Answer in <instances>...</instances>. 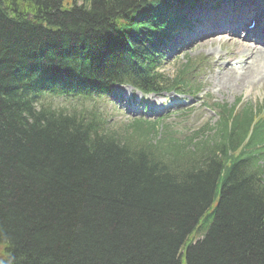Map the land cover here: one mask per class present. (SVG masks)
<instances>
[{
    "label": "trees",
    "instance_id": "obj_1",
    "mask_svg": "<svg viewBox=\"0 0 264 264\" xmlns=\"http://www.w3.org/2000/svg\"><path fill=\"white\" fill-rule=\"evenodd\" d=\"M164 2L0 0L5 264H264V119L239 147L251 121L224 116L192 152L151 139L155 124L120 131L98 111L54 104L84 77L92 89L137 82Z\"/></svg>",
    "mask_w": 264,
    "mask_h": 264
},
{
    "label": "rangeland",
    "instance_id": "obj_2",
    "mask_svg": "<svg viewBox=\"0 0 264 264\" xmlns=\"http://www.w3.org/2000/svg\"><path fill=\"white\" fill-rule=\"evenodd\" d=\"M209 45H210V43H208V42L198 44L197 47H195V49L192 52H190V54H192L193 56L199 55V54H204V52L208 49ZM222 79L223 78L221 77L220 78V84H222V85H220V86L214 85L212 82L210 85V88H209L211 98L217 102L223 101V102H227V103H232L234 98L236 97V95H238L240 93L245 94V95H247V98H250L255 92L260 94V90L264 87V86L262 87L261 85H258L256 87L252 88V90H250L249 92H248V89H246V87H244V88L240 89L241 91L234 90L232 92L230 90V88L227 89V87H225V84H227V81L222 83Z\"/></svg>",
    "mask_w": 264,
    "mask_h": 264
},
{
    "label": "bare ground",
    "instance_id": "obj_3",
    "mask_svg": "<svg viewBox=\"0 0 264 264\" xmlns=\"http://www.w3.org/2000/svg\"><path fill=\"white\" fill-rule=\"evenodd\" d=\"M169 50L168 51H170V50H172V45L170 44V46H169ZM262 54H264L263 52H262ZM253 55V54H252ZM117 59H118V61H119V63H125L124 61H122V56H118L117 57ZM127 64V63H126ZM116 68H113L112 67V72H113V74H116L117 72H120V71H124V70H120V69H118V67H117V65L115 64L114 65ZM117 69V70H116ZM236 78H234V80H235ZM236 81H237V79H236ZM240 82H244V81H240ZM156 112L155 111H153L152 112V114H155Z\"/></svg>",
    "mask_w": 264,
    "mask_h": 264
},
{
    "label": "clouds",
    "instance_id": "obj_4",
    "mask_svg": "<svg viewBox=\"0 0 264 264\" xmlns=\"http://www.w3.org/2000/svg\"><path fill=\"white\" fill-rule=\"evenodd\" d=\"M0 264H5V262L3 260H0ZM9 264H11V262H9Z\"/></svg>",
    "mask_w": 264,
    "mask_h": 264
}]
</instances>
